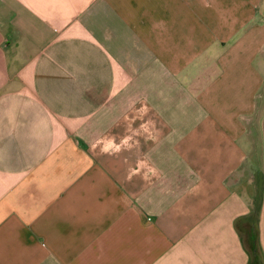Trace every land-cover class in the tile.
<instances>
[{
	"label": "crops",
	"instance_id": "crops-1",
	"mask_svg": "<svg viewBox=\"0 0 264 264\" xmlns=\"http://www.w3.org/2000/svg\"><path fill=\"white\" fill-rule=\"evenodd\" d=\"M0 264H264V0H0Z\"/></svg>",
	"mask_w": 264,
	"mask_h": 264
}]
</instances>
